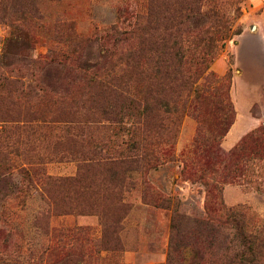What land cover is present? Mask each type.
<instances>
[{
    "label": "rangeland",
    "instance_id": "rangeland-1",
    "mask_svg": "<svg viewBox=\"0 0 264 264\" xmlns=\"http://www.w3.org/2000/svg\"><path fill=\"white\" fill-rule=\"evenodd\" d=\"M186 1L0 0V158L9 160L7 168L0 161V264H167L174 246L180 264H198L227 248L223 237L215 241L198 228L207 217L205 188L183 170L199 124L191 109L181 112L178 76L162 74L139 94L147 110L141 120L149 136L161 137L165 163L145 174L114 159L140 120L124 102L130 91H121L136 74L138 42L115 48L111 29L130 30L150 11L153 24H165L186 8L191 29L218 16L219 51L209 71L230 75L234 112L221 153L264 126V0H204L199 15ZM87 76H96L98 87ZM253 163L251 179L220 186L217 206L241 211L247 232L264 236V163ZM32 169L50 179L39 185ZM148 187L173 198V206Z\"/></svg>",
    "mask_w": 264,
    "mask_h": 264
},
{
    "label": "trees",
    "instance_id": "trees-1",
    "mask_svg": "<svg viewBox=\"0 0 264 264\" xmlns=\"http://www.w3.org/2000/svg\"><path fill=\"white\" fill-rule=\"evenodd\" d=\"M203 1L191 0L193 5L198 6L195 15L202 12ZM185 4L188 5L187 1ZM187 12L188 9L180 8L174 18L170 15L166 19L165 24L163 20H158V24L157 22L153 24L149 15H152L150 11L143 24L136 19L130 30H123L117 26H113L111 29L112 44L115 48L119 44L138 42L136 48L132 46L134 48L132 69L136 71V74L131 83L124 84L121 91L123 92L126 88L130 91L131 97L124 102L132 106L134 119L140 120L139 123H134L131 128L127 129V140L120 144L121 152L114 159L122 167H136L145 174L165 163V160H161L158 152L160 151L158 146L161 137L149 136L145 122L141 120L146 118L147 110L144 100L139 97V94L144 93V89L150 88L151 90L150 83L155 85V79L162 74L178 76L182 87L181 112L191 109L199 124L198 137L194 143V157L189 163L184 164L183 170L185 174L186 170H189L186 177L197 179L205 188L207 217L198 221V228L199 230L201 228L203 232H209L211 237L213 235L215 241L219 236V238L223 237L227 243V248L221 256L219 254L209 262L201 260L198 264H264V236L247 232L245 216L241 211L227 209L224 213L217 206L220 201V186L236 184L243 179H251L255 175L254 169L258 166L253 162L257 160L264 163V126L247 134L227 154L221 153V141L233 123L234 112L228 96L230 75L218 78L209 71L210 65L219 51L218 42L214 39L216 38L214 21L218 16L215 14L208 16V24L191 29L186 26L189 21ZM141 36L145 38V43L139 41ZM97 67L98 65H95L91 69L94 70ZM144 77L147 78V82H141ZM111 79L121 81L123 78L112 77ZM84 80H88L98 87L96 76H87L84 77ZM199 80L202 83L196 88L192 87ZM109 83L104 81L103 88H110ZM205 132L213 135L212 140L206 139ZM162 155L165 156L166 153H162ZM0 161L4 168L9 166L7 154H3ZM260 169L264 168L260 167ZM30 170H23L27 177L31 174ZM32 171L34 176H38L39 185L46 179L47 181L50 179H43L37 169H32ZM148 188L157 199L159 198L167 203V206H171L173 198L161 195L152 187ZM221 211L229 221L226 224L228 226L227 235L220 231L223 224L219 222L218 215L221 214ZM177 217L178 215L175 213L172 219V231H175ZM175 249V246L170 249L167 264H180Z\"/></svg>",
    "mask_w": 264,
    "mask_h": 264
}]
</instances>
